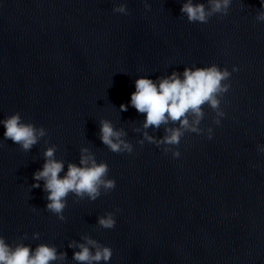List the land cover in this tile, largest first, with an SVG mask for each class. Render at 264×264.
Instances as JSON below:
<instances>
[{"label":"clouds","instance_id":"obj_1","mask_svg":"<svg viewBox=\"0 0 264 264\" xmlns=\"http://www.w3.org/2000/svg\"><path fill=\"white\" fill-rule=\"evenodd\" d=\"M232 0H207L205 3H194L193 0H184L180 5V14L185 17L188 23L206 24L210 16L220 14L225 16ZM260 11L257 12V22L264 23V0H259ZM145 11L150 10L148 3H144ZM114 14L127 16L124 3H114L112 7ZM232 72L238 68L233 66ZM231 73L225 68L221 69L216 65L208 67H185L181 73L173 71L169 76L152 80L147 77H138L134 81V91L130 94L128 105L121 104L120 111H126L132 107L137 113L143 114L144 129L159 128L169 122H179L178 127L165 128V135L160 140H154L147 132L143 133V141L159 147L163 145V152H171L173 159L179 158L180 152L175 150L184 135L182 130L189 131L196 135H205L212 139L213 130L211 127L203 132L197 127L203 111L201 106L205 103L215 111L216 119L213 124L219 126L225 113L220 109L219 96L229 90L228 81ZM191 113L195 118L189 122L187 116ZM0 128L3 129V139L10 140L23 152H28L43 137L44 128H37L32 123H25L21 120L19 113H13L0 119ZM125 133L115 129L107 120H101L99 124V139L103 145L112 153L131 154L133 147L123 137ZM257 152L264 153V145H257ZM55 148L49 147L44 153V163L41 168L32 174V188H41L46 193L44 199L47 201L45 208L55 214L58 219L63 220L62 212L66 207L65 200L69 193L89 200H96L100 195V189L107 192L115 187V181L107 178L108 166L105 163H96L92 155L87 154V149H81L79 165L69 163L64 175H59L64 170V163L55 159ZM254 167H258L255 165ZM41 181L43 184L41 185ZM116 209L115 212H118ZM98 225L103 229H112L115 226V215L106 213L103 217L97 218ZM33 238H38L33 233ZM83 243H69L68 247H75L72 259L77 264H109L112 256L110 247L99 244V242L84 237ZM65 253H57L55 247L47 244H37L34 248L22 242L9 244L5 238L0 236V264H54L56 261H63Z\"/></svg>","mask_w":264,"mask_h":264}]
</instances>
